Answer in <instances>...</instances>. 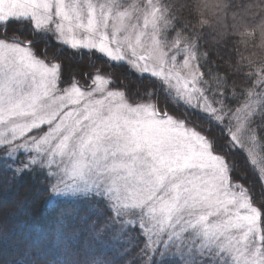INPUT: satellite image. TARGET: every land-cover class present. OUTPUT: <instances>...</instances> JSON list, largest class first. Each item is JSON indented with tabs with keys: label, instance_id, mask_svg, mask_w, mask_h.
Listing matches in <instances>:
<instances>
[{
	"label": "snow or ice",
	"instance_id": "1",
	"mask_svg": "<svg viewBox=\"0 0 264 264\" xmlns=\"http://www.w3.org/2000/svg\"><path fill=\"white\" fill-rule=\"evenodd\" d=\"M160 12L0 0V264H264V81L205 72V50L204 127L161 106L137 46L187 29L157 31Z\"/></svg>",
	"mask_w": 264,
	"mask_h": 264
},
{
	"label": "trees",
	"instance_id": "2",
	"mask_svg": "<svg viewBox=\"0 0 264 264\" xmlns=\"http://www.w3.org/2000/svg\"><path fill=\"white\" fill-rule=\"evenodd\" d=\"M156 1H161L164 8H169L175 22L187 29L186 32L181 28L176 29L181 37L194 46L197 38H202L198 51L202 55L205 50L211 53L208 63L204 64L205 72L209 65H215L221 70L227 69L229 74L239 73L246 79H237L238 87L247 85L249 80L253 84L264 81V0H218L216 5L210 0ZM222 21L224 24H221ZM66 57L69 65L77 62L70 53ZM115 74L143 90L141 82L133 77L130 69H117ZM201 77L206 86L216 88L218 81L215 76ZM148 83H151L150 76L143 86ZM163 91L160 94L161 106L167 104L169 109L175 111L177 116L182 115L189 124L204 127L206 118L201 112L184 106L169 94L165 96ZM208 99L211 101V93ZM218 133L219 130L214 128L213 134Z\"/></svg>",
	"mask_w": 264,
	"mask_h": 264
},
{
	"label": "rangeland",
	"instance_id": "3",
	"mask_svg": "<svg viewBox=\"0 0 264 264\" xmlns=\"http://www.w3.org/2000/svg\"><path fill=\"white\" fill-rule=\"evenodd\" d=\"M210 1L214 2L215 5L218 3V0ZM156 3L161 10L158 14L159 29L157 31L172 28L173 24L169 20L170 9L164 8L161 1L160 3L156 1ZM221 24H224V22L222 21ZM222 26L224 27L225 25ZM177 33L179 32L177 31ZM165 35L166 42L162 41L158 46L154 44V41H149L146 38L145 45L137 46V51L139 52L140 47H143L145 54L150 55L147 63L148 68L155 70L158 74L162 73V75H157V80L164 83L165 91L171 89L168 94L174 100L186 107L188 106L192 110L199 112H201L200 109L208 110L211 107V103L204 96L208 86L203 82L200 70L196 67L197 60L199 59L201 62L203 55L196 49V46L181 37L180 34L177 37H172L170 34ZM181 53L184 54L185 60L190 58V69L187 71L184 70V60L180 59ZM144 66V63L140 62V69H143ZM130 70L132 71V69ZM182 71L184 72L183 76L180 75ZM149 76L151 77V71ZM178 78L180 83H177ZM185 80L194 81L191 88L184 86L183 81Z\"/></svg>",
	"mask_w": 264,
	"mask_h": 264
}]
</instances>
